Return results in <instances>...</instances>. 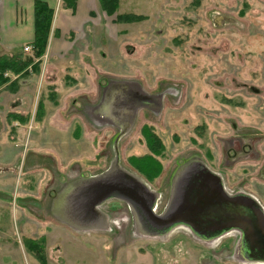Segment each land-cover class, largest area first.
Returning a JSON list of instances; mask_svg holds the SVG:
<instances>
[{
    "label": "rangeland",
    "instance_id": "obj_1",
    "mask_svg": "<svg viewBox=\"0 0 264 264\" xmlns=\"http://www.w3.org/2000/svg\"><path fill=\"white\" fill-rule=\"evenodd\" d=\"M98 6L93 40L6 74L0 264H40L25 240L48 264H254L240 233L209 241L183 219L217 184L264 210V0H121L146 18L132 24ZM144 126L165 146L151 183L129 163Z\"/></svg>",
    "mask_w": 264,
    "mask_h": 264
},
{
    "label": "trees",
    "instance_id": "obj_2",
    "mask_svg": "<svg viewBox=\"0 0 264 264\" xmlns=\"http://www.w3.org/2000/svg\"><path fill=\"white\" fill-rule=\"evenodd\" d=\"M66 7L75 10L76 0H63ZM103 13L108 17H112L115 24H132L141 22L146 19L142 15L135 14H119L121 0H98ZM199 2L197 1V4ZM55 11L49 7L45 1L36 0L34 4V40L30 44L33 48V57L23 56L21 54L0 55V90L6 88L15 91L18 86L17 81H12L6 74H12L18 78L24 77L32 72L38 71L41 59L46 55L50 43L52 26ZM17 78V79H18ZM22 122H27V117L18 116ZM142 135L145 139L148 154L139 157L130 158L129 163L140 175L148 182H152L153 178L160 176L162 171V163L158 159L165 152V146L162 139L149 126L142 128ZM27 250L35 255L40 264H48L45 258V250L41 241L25 240Z\"/></svg>",
    "mask_w": 264,
    "mask_h": 264
},
{
    "label": "crops",
    "instance_id": "obj_3",
    "mask_svg": "<svg viewBox=\"0 0 264 264\" xmlns=\"http://www.w3.org/2000/svg\"><path fill=\"white\" fill-rule=\"evenodd\" d=\"M35 1L0 0V48L3 51L0 55L21 54L33 42ZM41 1L55 11L48 52L50 50L58 57L61 54L65 56L75 42L85 38L93 40L98 0H76L75 10L66 7L63 0ZM71 39L73 43H70ZM87 48L89 50L90 46Z\"/></svg>",
    "mask_w": 264,
    "mask_h": 264
},
{
    "label": "water",
    "instance_id": "obj_4",
    "mask_svg": "<svg viewBox=\"0 0 264 264\" xmlns=\"http://www.w3.org/2000/svg\"><path fill=\"white\" fill-rule=\"evenodd\" d=\"M201 189L190 195L191 203L184 212L185 225L197 229L202 223L205 225L202 234L231 228L242 230L252 247L262 254L264 262V210L260 204L249 195L228 194L221 184L217 193L205 191V187Z\"/></svg>",
    "mask_w": 264,
    "mask_h": 264
},
{
    "label": "bare ground",
    "instance_id": "obj_5",
    "mask_svg": "<svg viewBox=\"0 0 264 264\" xmlns=\"http://www.w3.org/2000/svg\"><path fill=\"white\" fill-rule=\"evenodd\" d=\"M103 223H104L103 220L94 219V224L102 225ZM241 231H238V230H235L232 228L226 229L223 231H219V232L208 231L207 233L203 232L202 237L204 239L210 241V240H214L216 238H220L223 235L228 234V233H240V235L244 236L242 258L244 260L248 261L249 263L264 264L262 254L260 252L256 251L252 247L250 242L245 237L244 232L243 231L241 232ZM200 233H202V232H200Z\"/></svg>",
    "mask_w": 264,
    "mask_h": 264
},
{
    "label": "flooded vegetation",
    "instance_id": "obj_6",
    "mask_svg": "<svg viewBox=\"0 0 264 264\" xmlns=\"http://www.w3.org/2000/svg\"><path fill=\"white\" fill-rule=\"evenodd\" d=\"M201 175H202L203 177H205L206 174H205V173H201ZM218 186H219V184H217V185H216V188L213 189V190H215V191H214L215 193H217L216 191H218ZM91 222H92V221H91ZM94 225H96V224H94ZM98 225H99V224H98Z\"/></svg>",
    "mask_w": 264,
    "mask_h": 264
},
{
    "label": "built area",
    "instance_id": "obj_7",
    "mask_svg": "<svg viewBox=\"0 0 264 264\" xmlns=\"http://www.w3.org/2000/svg\"><path fill=\"white\" fill-rule=\"evenodd\" d=\"M24 50H25V52H29V51H31V47H26Z\"/></svg>",
    "mask_w": 264,
    "mask_h": 264
}]
</instances>
